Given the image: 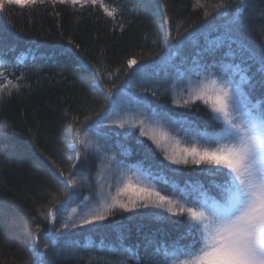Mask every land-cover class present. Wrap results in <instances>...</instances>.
Returning a JSON list of instances; mask_svg holds the SVG:
<instances>
[{"label": "trees", "instance_id": "trees-1", "mask_svg": "<svg viewBox=\"0 0 264 264\" xmlns=\"http://www.w3.org/2000/svg\"><path fill=\"white\" fill-rule=\"evenodd\" d=\"M200 2L204 7H198L197 0H98L81 8L45 0L44 4L20 8L0 0L5 8L0 11V63L5 65L0 77V264H37L32 249L36 223L44 229L37 248L43 253V264H153L155 245L170 243L184 231L183 224L145 218L125 220L124 229L118 231L66 235L63 223L73 208L82 206L85 195L95 197L101 158L90 152L78 161L77 149L70 145L74 142L73 126L82 124L86 115L104 117L102 125L111 119L106 115L108 88L126 93L168 126V117H172L211 130L203 105L199 110L196 106L178 108L172 100L188 83L187 75L181 78L183 82L177 79L178 70L187 72L194 61L211 63L223 58L250 65L251 87L246 90L253 101L264 99V76L257 71L260 65L242 57L238 50L235 60L224 57L227 39L224 47H215L218 37L234 36L233 22L241 15L239 0ZM220 3L231 7L217 12L212 6ZM101 4L110 11L115 8V15L109 17ZM205 11L210 13L207 17ZM242 18L247 26L243 33L246 44L258 56L264 55V0H248ZM166 28H170L172 39L167 38ZM131 59L137 62L129 67ZM9 80L19 85V91L7 83ZM153 109L158 115H153ZM101 132L107 135L93 137L126 165L143 160L137 138ZM125 148L131 155L122 154ZM149 164L153 171L181 186L198 179L208 187L212 179L190 170H185L187 175H176L156 167L153 161L144 162L145 167ZM85 176L87 181L82 180ZM68 177L76 179L79 187L69 189L72 199L51 221L50 201L59 195L58 189L66 187ZM114 219L120 221L121 216ZM50 226L59 231L49 234ZM148 240L153 243L149 245ZM45 243L49 244L47 251ZM129 246L138 258L124 250Z\"/></svg>", "mask_w": 264, "mask_h": 264}, {"label": "snow or ice", "instance_id": "snow-or-ice-1", "mask_svg": "<svg viewBox=\"0 0 264 264\" xmlns=\"http://www.w3.org/2000/svg\"><path fill=\"white\" fill-rule=\"evenodd\" d=\"M44 2L7 0L9 5L20 8ZM52 2L83 8L97 4L98 0ZM101 6L109 17L115 15V8L110 11L103 4ZM197 6L204 7L200 0H197ZM212 7L219 12L231 5L220 3ZM237 7L241 15L233 22L234 36L218 37L215 47H224L227 39L228 51L224 57L235 60L238 50L242 57L257 62L260 65L257 71L264 76V55L258 56L243 38L247 26L242 17L248 8V0H239ZM4 10V4L0 3V11ZM209 14L208 11L204 13L205 17ZM164 23L168 25L166 16ZM165 31L167 38L172 39L170 28ZM261 33L264 34V29H261ZM136 62L135 59L129 60L128 66ZM193 63L194 67L187 69V72L178 70L177 79L183 82L181 78L187 75L188 83L173 98L172 104L178 108L196 106L197 110L203 105L211 130L208 127L200 128L190 120L168 117L171 125H178L172 127L143 113L138 117L125 114L128 102L113 88L107 89L109 104L106 115L115 114L114 118L102 125L104 117L95 119L92 115H86L82 124L73 126L74 142L70 147L77 149L76 159L86 158L91 150V154L98 155L105 162L104 171L111 172L116 183H109L106 193L101 191L97 194L96 203L92 202L93 196L85 195L82 206L73 208L67 214L63 230L118 231L124 229L125 220L145 218L173 225L183 224L184 231L175 240L170 243L161 241L155 245L153 264H264V99L253 101L246 90V87H251V77L248 75L250 65L245 67L225 62L223 58L211 63ZM242 63H245L243 59ZM4 67L0 63V77L4 76ZM192 76L196 79L193 80ZM7 83L12 84V81ZM12 86L19 91L18 84ZM151 94L153 97L159 96L156 91ZM113 96L117 98L112 99ZM152 112L154 116L158 115L154 109ZM95 116L100 117V112H96ZM101 128L119 130L116 135L122 134L125 138L131 135L132 130L138 129L139 136L150 142L136 140L142 146L143 160L135 165H126L111 154L108 147L91 139L90 133L107 135L101 132ZM122 154L129 156L131 151L125 148ZM157 154L163 159H158ZM149 160L156 167L176 175H187L185 170H190L212 179L208 187L198 179L185 181L181 186L176 180L153 171L152 164L145 167L144 162ZM61 175L64 173L61 172ZM100 179H103L102 174ZM66 180V187L58 189L59 195H53L50 201L51 221L56 220L58 213L72 199L69 189L79 187L76 179L68 177ZM82 180L87 181L88 177H82ZM113 187L115 195L112 194ZM63 197L68 199L62 200ZM37 211L43 218V213ZM117 215L121 216L120 221L114 219ZM42 231L44 229L36 223L32 249L37 264H43V253L37 250ZM47 231L51 234L59 230L50 226ZM147 243L151 245L153 240ZM43 249L47 251L49 244L45 243ZM124 250L137 257L133 247Z\"/></svg>", "mask_w": 264, "mask_h": 264}, {"label": "rangeland", "instance_id": "rangeland-1", "mask_svg": "<svg viewBox=\"0 0 264 264\" xmlns=\"http://www.w3.org/2000/svg\"><path fill=\"white\" fill-rule=\"evenodd\" d=\"M144 81H146V80H144ZM142 85L144 86V83H142ZM119 94H121L123 96V99L128 102L127 106L124 109V113L125 114L135 115V116L138 117L141 113H143L144 115H147L149 118L155 119L153 116L150 115V113L148 112V110L146 109V107L143 104L139 103L138 101L133 100L126 93H123L122 92V93H119ZM116 98L117 97H115V99ZM114 117H115V114H113L111 116V118H114ZM160 121H161V123L165 124V126H168L162 120H160ZM101 130H109V131H114V132L119 131V130L106 129V128H101ZM121 136L123 138H125L122 134H121ZM90 138L93 139L95 142L103 145L97 138H94L91 133H90ZM132 138H137V139H140V140L147 141L146 138L139 136V130L138 129L132 130L131 135L129 137L125 138V139H132ZM90 152H91V150H90ZM110 152H111V154H115L111 149H110ZM159 159H163V157L162 156H159ZM104 168H105V162L101 159L100 171H99L98 175L96 176V186H97V190H96L95 197L93 198V201H92L93 203H96L97 194H99L101 191H103L105 193L108 191L107 185L109 183H111L112 185H115V183H116V180L112 176L111 172L104 171ZM101 174L103 175V179H100ZM102 184L104 185V188L103 189H101V185ZM112 194L115 195V188L114 187L112 188ZM88 231L89 230H87V229H69V230H65L64 234L69 235V234H72V233H84V232H88Z\"/></svg>", "mask_w": 264, "mask_h": 264}, {"label": "bare ground", "instance_id": "bare-ground-1", "mask_svg": "<svg viewBox=\"0 0 264 264\" xmlns=\"http://www.w3.org/2000/svg\"><path fill=\"white\" fill-rule=\"evenodd\" d=\"M160 120V119H159ZM163 121V120H162Z\"/></svg>", "mask_w": 264, "mask_h": 264}]
</instances>
